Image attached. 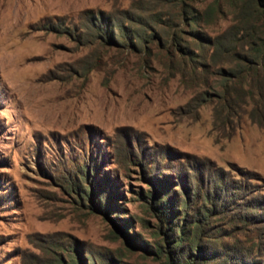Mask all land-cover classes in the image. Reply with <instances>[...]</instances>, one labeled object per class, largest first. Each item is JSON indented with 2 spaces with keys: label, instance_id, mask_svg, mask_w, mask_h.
Listing matches in <instances>:
<instances>
[{
  "label": "rangeland",
  "instance_id": "rangeland-1",
  "mask_svg": "<svg viewBox=\"0 0 264 264\" xmlns=\"http://www.w3.org/2000/svg\"><path fill=\"white\" fill-rule=\"evenodd\" d=\"M172 1L0 0V264H157L140 245L184 220L206 264H264V128L221 125L154 43L130 45L156 27L126 13L167 17ZM90 11L126 23L124 41L99 39Z\"/></svg>",
  "mask_w": 264,
  "mask_h": 264
},
{
  "label": "trees",
  "instance_id": "trees-1",
  "mask_svg": "<svg viewBox=\"0 0 264 264\" xmlns=\"http://www.w3.org/2000/svg\"><path fill=\"white\" fill-rule=\"evenodd\" d=\"M193 1L196 0H173L170 4L176 14L168 13L167 17L157 11H150L144 16L126 13L132 23L145 30L143 20L156 27V30L150 28V33L146 31L147 35L138 36L140 43L135 41L136 44H133L134 41L130 39L132 49L150 55L148 42L154 43L156 54L165 59L172 77H179L186 87L203 89L198 96L214 105V114L221 125H230L247 117L264 128V0H213L201 10L193 7ZM225 4L231 11L232 23L210 37L204 28L211 25L214 18L224 15ZM89 13L92 15V25L99 32V39L104 40V34L110 45L124 41H120L114 31L120 26L128 32L126 23H115L114 17L104 11ZM169 203L170 200L162 203L167 206L161 204L160 207L171 211L172 221V216L177 219L179 214L175 208L169 207L172 205ZM184 216H187L186 212ZM184 222L183 225L175 223L167 229V232L174 230L177 235L171 243L166 237L154 248L145 244L140 248L148 255L155 256L157 264H206L201 249L197 254L190 247L185 251V231L192 227L196 229L199 225L188 220ZM155 234L161 238L158 232ZM164 241L167 244L165 247L162 244ZM130 245L139 246L132 242ZM55 264H75L74 256H69L66 262L57 258Z\"/></svg>",
  "mask_w": 264,
  "mask_h": 264
}]
</instances>
